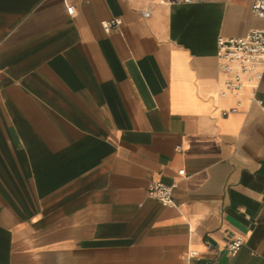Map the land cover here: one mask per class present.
<instances>
[{
    "label": "crops",
    "instance_id": "obj_1",
    "mask_svg": "<svg viewBox=\"0 0 264 264\" xmlns=\"http://www.w3.org/2000/svg\"><path fill=\"white\" fill-rule=\"evenodd\" d=\"M169 1L0 0V264H264V70L216 58L264 18Z\"/></svg>",
    "mask_w": 264,
    "mask_h": 264
},
{
    "label": "built area",
    "instance_id": "obj_2",
    "mask_svg": "<svg viewBox=\"0 0 264 264\" xmlns=\"http://www.w3.org/2000/svg\"><path fill=\"white\" fill-rule=\"evenodd\" d=\"M180 2L190 3L194 0H179ZM252 12L260 18H264V0H251ZM161 4L170 3L169 0H158ZM66 11L69 15L74 13L73 6H67ZM144 17L149 16L148 11H142ZM118 19L102 23L105 32L110 29H117L120 25ZM216 58L217 69L224 75L220 96L228 92H237L241 89L244 81H259L264 70V29H253L240 37L216 39ZM235 111L234 108L230 109ZM183 170L178 174L183 175ZM175 184H163L152 182L146 189V194L159 201L163 205L172 203V195ZM243 239L234 237L226 241L225 250L228 253H234L240 249ZM188 258L196 256L195 251L188 252Z\"/></svg>",
    "mask_w": 264,
    "mask_h": 264
}]
</instances>
